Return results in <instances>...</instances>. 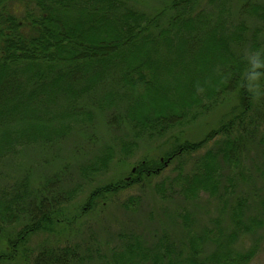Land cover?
<instances>
[{"label": "trees", "instance_id": "obj_1", "mask_svg": "<svg viewBox=\"0 0 264 264\" xmlns=\"http://www.w3.org/2000/svg\"><path fill=\"white\" fill-rule=\"evenodd\" d=\"M155 1L0 0V264H249L255 256L264 194L248 214L238 189L250 178L244 147L256 149L264 174V36L231 19L230 0ZM244 12L264 22V0ZM65 149L71 165L60 160L34 177L33 157L48 166ZM113 163L122 168L102 180ZM172 164L170 185L155 183L151 194L188 202L206 194L221 204L209 225L192 226L183 207L159 231L124 230L112 244L81 237L83 216ZM247 234L255 242L238 248Z\"/></svg>", "mask_w": 264, "mask_h": 264}, {"label": "rangeland", "instance_id": "obj_2", "mask_svg": "<svg viewBox=\"0 0 264 264\" xmlns=\"http://www.w3.org/2000/svg\"><path fill=\"white\" fill-rule=\"evenodd\" d=\"M141 1L142 4L156 5L155 0ZM262 1L263 0H230L229 4H226V6H228V10H230L235 15H232L231 17L234 22L241 18H245L249 26L250 23H252V29L253 27H257L256 30H259V32L263 34L262 36H264V22L258 19L256 20L258 22H252L249 20L250 18L245 17L246 13L244 12L249 4H254L255 2L260 3ZM203 116L198 117L196 122L204 118ZM99 130V133H106L104 129ZM70 144L73 143L71 142ZM143 148V145H140L134 156L128 160L127 165L129 162L131 165V162L137 160V158L143 153ZM243 150L245 154H243L244 157L241 163L246 168L244 170L248 173L250 178L247 177L248 186L242 184L238 190L242 192L243 196L248 197L249 209L246 211H248V214H251L254 211V202H252V199L256 200L258 194H264V174L258 172L256 169L257 166H262L263 161L262 159L259 161V155L257 156L256 149H254L252 146H249V148L244 147ZM71 154H73L72 151L68 152L65 149L62 153L56 156L52 164H49L48 166L42 161H38L39 158H37V156L33 157L32 166L34 168L32 169V174H34V177H37L42 173H50L59 167L57 166V161L59 162L60 160H67V162L71 165L73 163ZM190 163L191 162H188L186 165H184L183 172H188ZM173 165L174 164L171 165V168L168 167V170H166L163 175L152 179L148 184L143 185V187L134 186L128 188L127 190L118 194L116 197L112 198L110 200L111 202H108L107 205L103 206V208L100 210L96 212L91 211L90 213L83 216L80 220V224L78 225L79 234H81V237L93 232L95 234V240L101 243L107 242L112 244L116 240V234L124 230L135 229L141 233H146L153 230L159 231L162 227H164L165 224H167L165 220L172 217L171 213L175 210L179 211L183 207L186 210L192 212L191 218L194 217V220H191L192 226L209 225V220L221 211V204H218L214 199H211L206 194L200 193L198 197L194 198V200L191 202L182 201V199L176 197L174 193L169 194L166 192L167 196L165 198L167 201H162L158 196H156V194H151L155 183L162 182L165 187L170 185L169 182H171L173 176L175 175L172 169ZM119 168H122V166L119 167L114 163L110 164L109 169L105 171L106 174L101 175V179L104 180L107 176L112 175ZM67 172H65L63 177H65ZM33 183H35V181ZM243 190L245 193H243ZM88 191V185L84 186L82 193H80V195L77 196L73 202H81L87 195ZM130 195L138 196V201L136 204L131 203L129 205L131 209L127 210L125 207H122L121 203L125 201ZM177 231H179V226ZM257 241L258 249L255 253V256L250 260L249 264H264V239L259 238ZM254 242L255 238L253 235H243L240 237L237 247L244 249Z\"/></svg>", "mask_w": 264, "mask_h": 264}]
</instances>
